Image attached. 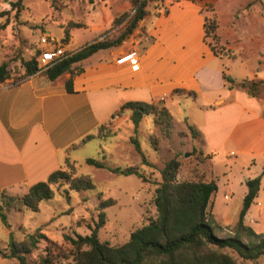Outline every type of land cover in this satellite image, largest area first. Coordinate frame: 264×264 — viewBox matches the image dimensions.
<instances>
[{
  "label": "rangeland",
  "instance_id": "rangeland-1",
  "mask_svg": "<svg viewBox=\"0 0 264 264\" xmlns=\"http://www.w3.org/2000/svg\"><path fill=\"white\" fill-rule=\"evenodd\" d=\"M15 1L0 0V13L7 12L0 17V62H8L9 78L14 81L25 73L22 60L36 57L38 65V57L45 48L60 45L75 52L94 40L116 38L125 23L112 26V21L131 8L129 0H23V8L16 13L10 9V3ZM213 2L210 4H215L213 14L218 24V47L223 48V56H228L214 58L208 64L207 77L196 98L193 99L190 92L175 90L159 101H146L168 109L173 119L167 132L151 115L144 117L134 130L130 112H123L105 124L114 134L112 137L102 141L95 137L96 132H92L94 138L76 143L68 150L69 158L61 169L70 172L74 168L76 175L89 176L94 189L73 192L65 184H60L52 187L53 198L41 202L36 213L23 208L6 211L9 228L0 223V264H17L15 259L8 257L9 232L16 242H21L37 229L44 239L27 254L28 264H39V258L45 256L48 248L51 249L52 264H66L71 260V247L64 237L89 235L97 220L99 203L108 199L113 200L114 205L103 209L106 222L98 229L97 236L110 246L123 245L131 232L156 217L154 189L160 182V170L173 158L180 162L178 181L216 182L219 189L211 201V213L218 228L213 232L219 238L233 234L246 193V186L239 183L241 175L238 170L243 163L238 155L229 156L224 152L213 160L204 157L200 139L191 136L187 124L192 126L197 121L211 123L218 120V115L203 116L201 109L206 104L212 105L210 101L217 96L221 71L227 70V74L237 81L247 79L264 84V0ZM165 3L166 0L150 1L146 7L147 16L126 41L138 42L140 49L149 43L157 13L166 12ZM200 12L203 18L207 15ZM44 37L50 41L51 47L42 46L40 40ZM208 41L205 40V44ZM81 65H74L73 71L80 69ZM235 90L244 92L239 88ZM256 97L264 99V87L259 89ZM236 100L238 98L234 97L233 101ZM207 111L211 110L207 108ZM132 139L138 143L140 153ZM86 159L99 160L108 168L137 167L147 182L135 175L121 176L94 168L85 163ZM259 189L244 223L255 232L264 233V185ZM231 256L238 264H264V257L250 262L235 254ZM143 264L157 263L146 261Z\"/></svg>",
  "mask_w": 264,
  "mask_h": 264
},
{
  "label": "crops",
  "instance_id": "crops-1",
  "mask_svg": "<svg viewBox=\"0 0 264 264\" xmlns=\"http://www.w3.org/2000/svg\"><path fill=\"white\" fill-rule=\"evenodd\" d=\"M165 6L166 12L155 19L150 42L142 49L138 42L125 41L80 62L82 72L72 77L73 93H67L64 86L69 73L54 81L38 72L23 74L16 81L9 78L0 84V192L21 196L30 186L45 181L69 158V149L111 121L114 111L126 102L159 101L175 90L196 98L208 64L227 56L215 57L204 43V18L198 4L166 0ZM130 52L137 56L135 70L126 62L117 64ZM223 72L227 74V70L219 73L212 105L201 109L203 116L218 115V120L197 121L192 126L197 127L204 157L213 160L220 152L238 155L243 163L239 183L245 185L246 180L260 176L261 188L264 99L228 90ZM234 97L238 100L233 101ZM247 217L248 212L244 221Z\"/></svg>",
  "mask_w": 264,
  "mask_h": 264
},
{
  "label": "trees",
  "instance_id": "trees-1",
  "mask_svg": "<svg viewBox=\"0 0 264 264\" xmlns=\"http://www.w3.org/2000/svg\"><path fill=\"white\" fill-rule=\"evenodd\" d=\"M152 0H129L131 8L128 12L115 17L112 26L125 23L123 30L114 39L103 38L85 44L63 60L51 65L43 72L48 81H54L65 73L70 78L65 82L67 93H73L72 77L82 72V68L73 71V66L86 60L101 50L120 47L138 27V24L148 14L146 9ZM163 1V0H160ZM196 3L200 11L207 13L204 16L203 41L206 43L215 57L223 56V48L218 47V24L214 8L203 0H188ZM23 0L10 3V9L18 13L22 8ZM7 12H1L0 17ZM157 13L156 17H158ZM67 43V39L63 41ZM228 56V55H224ZM25 76H31L38 72L36 57L21 62ZM8 62H0V84L9 79ZM228 90L242 89L249 97H256L264 84L260 81L243 79L237 81L228 74H222ZM176 92V91H175ZM192 94V93H191ZM193 95V94H192ZM123 112H130V121L137 129L144 117L151 115L155 123L169 131L172 116L164 106L146 102H126L117 108L111 115V119ZM188 131L193 138L198 136V131L187 124ZM95 137L105 141L112 137L110 129L105 124L97 127ZM94 138L87 135L83 141ZM136 151L140 153L139 145L135 139L131 140ZM102 155L104 152L102 151ZM104 158V157H103ZM85 163L97 169H106L109 172L129 176L135 175L143 182H147L137 167L108 168L103 162L95 159H86ZM68 165V163H66ZM180 162L173 158L166 162L160 170V182L154 189L153 204L156 217L149 219L147 224L130 233L129 239L121 246H110L101 242L97 236L98 229L106 222L103 209L114 205L111 199L99 203V212L94 228L89 235L75 238L64 237V241L71 247V260L66 264H143L146 261L157 264H238L231 256L235 254L243 261H256L264 257V233L255 232L244 223L245 215L257 197L260 188V176L245 181L246 194L242 199V207L238 214L234 232L231 236L219 238L214 235V229L218 228L211 213V201L217 193L218 186L214 180L204 181H178L177 173ZM76 169L70 172L58 169L48 175L45 181L38 182L28 188L21 196H10L6 191L0 192V223L9 228L6 211L9 209L21 210L33 213L38 212L41 202L50 200L54 196L52 187L65 184L68 190L79 192L94 189L92 179L83 174L76 175ZM264 174V170L262 171ZM66 196L67 192L65 191ZM101 197V194L98 195ZM68 199V198H67ZM44 235L37 229L21 242L13 239L12 233H8V257L16 260L17 264H28L27 254L36 248ZM39 264H52L51 249L46 250L44 257L39 258Z\"/></svg>",
  "mask_w": 264,
  "mask_h": 264
},
{
  "label": "built area",
  "instance_id": "built-area-1",
  "mask_svg": "<svg viewBox=\"0 0 264 264\" xmlns=\"http://www.w3.org/2000/svg\"><path fill=\"white\" fill-rule=\"evenodd\" d=\"M43 47H51V43L47 38H42L40 40ZM73 52L67 51L64 47L60 45H53L52 48H45V52L41 53L38 57V73L47 70L51 65L63 60L64 58L71 55ZM126 62L129 64L132 70L137 69V56L135 52H130L119 60H117V64H121Z\"/></svg>",
  "mask_w": 264,
  "mask_h": 264
}]
</instances>
